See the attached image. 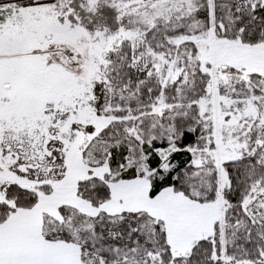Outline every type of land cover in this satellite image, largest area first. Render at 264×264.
Here are the masks:
<instances>
[{"label": "snow or ice", "instance_id": "1", "mask_svg": "<svg viewBox=\"0 0 264 264\" xmlns=\"http://www.w3.org/2000/svg\"><path fill=\"white\" fill-rule=\"evenodd\" d=\"M0 264H264V0H0Z\"/></svg>", "mask_w": 264, "mask_h": 264}]
</instances>
